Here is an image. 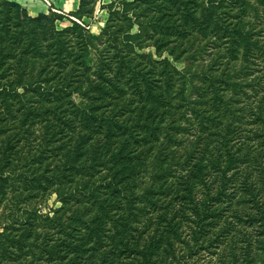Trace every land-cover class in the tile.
<instances>
[{"label": "trees", "instance_id": "trees-1", "mask_svg": "<svg viewBox=\"0 0 264 264\" xmlns=\"http://www.w3.org/2000/svg\"><path fill=\"white\" fill-rule=\"evenodd\" d=\"M94 3L0 0V264H255L264 0Z\"/></svg>", "mask_w": 264, "mask_h": 264}, {"label": "rangeland", "instance_id": "rangeland-1", "mask_svg": "<svg viewBox=\"0 0 264 264\" xmlns=\"http://www.w3.org/2000/svg\"><path fill=\"white\" fill-rule=\"evenodd\" d=\"M18 1L23 7H28L32 12L36 15L40 10L46 8L49 11H55L63 15L61 19L56 21L58 27H62L69 23L68 18H75L71 13L74 12L75 9L78 7L79 0H16ZM110 0H95L93 12L88 16H83L84 23L92 32H99L100 27L103 25V19L107 18V8L105 5ZM62 5V7H61ZM25 8V9H26ZM27 10V9H26ZM28 12V11H27ZM48 12V11H47ZM78 20V19H77ZM79 21V20H78ZM103 22V23H102ZM32 204L39 208L40 212H50L52 209L59 205L58 201L55 199V194L52 192L45 193L42 195H38L32 199ZM4 204H0V211L2 210ZM252 247L255 245V241H252ZM264 255V251L262 249L258 250L257 261L255 264H264L263 261L260 259ZM169 259L167 255L165 261ZM164 260V257H163ZM197 263L201 264H222L218 260L215 254L211 255H204L200 259L197 260Z\"/></svg>", "mask_w": 264, "mask_h": 264}, {"label": "crops", "instance_id": "crops-1", "mask_svg": "<svg viewBox=\"0 0 264 264\" xmlns=\"http://www.w3.org/2000/svg\"><path fill=\"white\" fill-rule=\"evenodd\" d=\"M61 7H62V5H61ZM25 8H26V7H25ZM62 8H63V7H62ZM26 9H27V11H28L29 14H35L34 12H32V11L30 10V8L27 7ZM40 11L47 12V11H49V9L45 7V9L40 10ZM103 22H104V19H103ZM103 22H102V23H103Z\"/></svg>", "mask_w": 264, "mask_h": 264}]
</instances>
